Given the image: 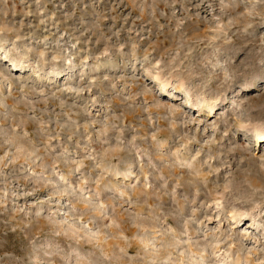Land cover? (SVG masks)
I'll return each instance as SVG.
<instances>
[{
    "label": "rangeland",
    "instance_id": "obj_1",
    "mask_svg": "<svg viewBox=\"0 0 264 264\" xmlns=\"http://www.w3.org/2000/svg\"><path fill=\"white\" fill-rule=\"evenodd\" d=\"M0 264H264V0H0Z\"/></svg>",
    "mask_w": 264,
    "mask_h": 264
},
{
    "label": "bare ground",
    "instance_id": "obj_2",
    "mask_svg": "<svg viewBox=\"0 0 264 264\" xmlns=\"http://www.w3.org/2000/svg\"><path fill=\"white\" fill-rule=\"evenodd\" d=\"M161 87V89H163L164 87L163 86H160ZM257 139V138H256Z\"/></svg>",
    "mask_w": 264,
    "mask_h": 264
}]
</instances>
